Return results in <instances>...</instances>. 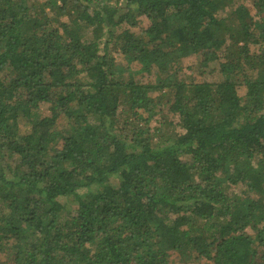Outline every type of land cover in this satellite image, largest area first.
I'll return each mask as SVG.
<instances>
[{
    "label": "trees",
    "instance_id": "obj_1",
    "mask_svg": "<svg viewBox=\"0 0 264 264\" xmlns=\"http://www.w3.org/2000/svg\"><path fill=\"white\" fill-rule=\"evenodd\" d=\"M246 1L0 0V264H264Z\"/></svg>",
    "mask_w": 264,
    "mask_h": 264
},
{
    "label": "rangeland",
    "instance_id": "obj_2",
    "mask_svg": "<svg viewBox=\"0 0 264 264\" xmlns=\"http://www.w3.org/2000/svg\"><path fill=\"white\" fill-rule=\"evenodd\" d=\"M253 0H247L246 3L251 5ZM147 22L145 21L144 22V27L147 26ZM119 62H121L123 65H129L131 71L129 73L130 76H135L136 78H139V79H143V80H153L155 78V75H154V70L152 73H148V72H145V71H140V64H138L137 62H133V63H130L128 64L127 61L122 58L121 56H118L117 57ZM198 57L196 56H190L188 57L183 65L185 66L184 70H186V73L189 74L192 73V77L196 80H201V77H202V73H201V66H200V63H198ZM190 69H192L193 71H191ZM238 92L240 94H243L245 92V87L244 86H240L238 88ZM41 112H43L44 114H48L49 110H48V104H42L41 106ZM171 119L177 121L178 119L175 118L172 114L170 116ZM177 132H181L182 131V128L181 127H177L176 129ZM67 206L69 208V210H73L75 208V205L72 203V202H69L67 201ZM0 257H2V255L0 254ZM184 257H181L178 252H174L172 254V264H182L184 261H183Z\"/></svg>",
    "mask_w": 264,
    "mask_h": 264
}]
</instances>
